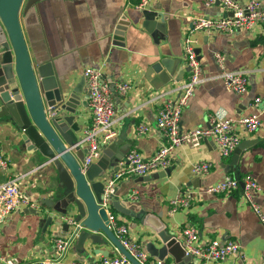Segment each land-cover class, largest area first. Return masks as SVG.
<instances>
[{"label": "crops", "instance_id": "0c3cea01", "mask_svg": "<svg viewBox=\"0 0 264 264\" xmlns=\"http://www.w3.org/2000/svg\"><path fill=\"white\" fill-rule=\"evenodd\" d=\"M141 1L43 0L28 12H24L23 5L21 23L34 63L51 62L56 75L68 80L71 87L82 82L86 67L101 70L112 88L115 126L119 132L116 139L123 138L124 144H131L130 151L137 149L145 157H151L165 140L157 124L158 112L165 102L178 97V86L189 77L183 40L194 19L225 18L232 14L220 4L207 5V0H150L145 9L161 13L156 20L165 25V28L156 27L154 36L142 25ZM238 1L246 4L249 0ZM123 16L133 24L125 38L118 41L124 46H116L113 45L114 27ZM191 36L208 80L198 86L184 108L181 129L208 127L215 115L238 119L257 110L262 125L254 133L247 132L238 123L234 125L240 143L253 141L243 151L237 165H231L233 153L223 156L215 142L207 139L200 147L186 144L178 147L170 156L171 173L167 176H162L161 170L151 174L156 175L153 179L147 175L119 180L115 199L141 214L127 215L114 208L109 212L129 228L130 237L145 247L154 264H201L197 257L180 263L171 257L161 261L162 242L154 228L163 223L179 240H183L181 231L192 226L199 231L201 243L213 239H233L240 243L244 257L231 256L209 264H244L247 260L264 264V222L244 199V187L240 185L230 193H204L206 187L227 177L242 180L251 176L261 187L256 202L264 215V24L257 23L251 29L233 33L195 31ZM217 53L226 57L227 70L246 71L249 77L247 92H230L223 80L216 78L221 73ZM162 60L171 62V81L156 88L147 73L151 65ZM151 79H158V75L151 74ZM121 82L132 85L125 96L119 95L115 88ZM82 88L84 97L88 93L86 82ZM256 97L262 99L258 109L253 105ZM85 103L79 107V135L82 137L85 127L92 122L88 99ZM141 124L149 127L143 135L138 133ZM0 144L9 159L8 168L0 170V183L25 175L19 182L21 194L36 204V207L21 205L0 224V256L14 257L20 264H43L56 257L55 240L68 235L60 228L45 229L43 219L48 211L36 214L30 210H43L39 200L49 196L48 177L40 161L26 151L10 126L0 124ZM198 162H210L211 171L195 174L192 166ZM185 191L193 193L190 205L172 213L170 202ZM65 216L61 218L64 220ZM108 251L109 256H113L116 249L89 240L81 248L76 238L64 262L95 264L109 257Z\"/></svg>", "mask_w": 264, "mask_h": 264}, {"label": "water", "instance_id": "95a60500", "mask_svg": "<svg viewBox=\"0 0 264 264\" xmlns=\"http://www.w3.org/2000/svg\"><path fill=\"white\" fill-rule=\"evenodd\" d=\"M41 1L0 0V124L15 130L26 151L40 161L50 183L49 196L39 200L43 210H30L36 214L49 212L43 219L46 230L56 227L67 234L77 233L78 247L83 248L87 240L93 244L112 246L118 248L133 264H141L109 228V209L114 208L132 216H140L141 213H134L115 199L116 187L109 206H103L106 181L125 162L131 144H124L123 138L113 140L103 148L96 162L84 166L87 148L81 142L78 119L81 117L79 107L85 106V100H89V92L82 97L85 78L71 87L68 80H61L56 75L51 62L34 63L22 27L23 5L24 12H28ZM141 13L144 17L143 27L154 36L156 27L165 28L162 21L156 20L162 16L161 13L151 9H144ZM132 24L124 16L118 21L114 27L113 45L124 46L118 41L125 38ZM170 63L158 61L148 69L147 78L154 87L159 88L171 81ZM153 73L158 75V79H151ZM252 142L246 140L235 148L231 165L239 163L243 151ZM170 173L171 168H168L163 170L162 176ZM155 176L151 175L149 179ZM239 180L244 187V182L241 178ZM62 215L74 216L80 226L64 221ZM167 228L165 223L154 228L162 242L161 261L168 257L176 263L192 259L186 254L181 240Z\"/></svg>", "mask_w": 264, "mask_h": 264}, {"label": "built area", "instance_id": "2783aa9c", "mask_svg": "<svg viewBox=\"0 0 264 264\" xmlns=\"http://www.w3.org/2000/svg\"><path fill=\"white\" fill-rule=\"evenodd\" d=\"M150 0H142L139 8L145 9ZM220 4L231 11L232 15L225 18L199 17L194 19L192 27L183 40L184 50L187 56V66L189 68L188 79L178 86L179 95L175 100L165 102L157 115V124L164 135V142L159 149L151 156L145 157L139 150L132 149L126 156L125 162L121 163L120 169L105 184L103 195V206L108 207L111 195L114 192L119 180L129 176H147L170 167L171 154L182 145L200 147L207 139H212L225 157L230 156L240 143V138L234 131V125L240 124L247 132L254 133L262 125L260 112H254L238 119L225 115H215L212 117L208 127H201L192 130L181 129V117L185 107L193 97L198 86L203 84L208 78L204 74V67L199 58L194 40L191 34L195 31H216L223 33H233L239 30L251 29L255 24H264V2L263 0H249L246 4H241L238 0H207V5ZM217 62L221 68V73L216 78L223 80L228 91L243 94L247 92L249 77L246 71H229L225 68L226 57L216 54ZM83 76L89 92V108L92 112V122L83 131L82 143L87 148L84 158V166H89L97 161L105 146L115 140L119 132L116 129V107L113 102L112 88L110 83L104 78L100 69L88 66L83 71ZM116 91L119 95L125 96L132 88L128 82L118 83ZM262 103L260 97L254 99V107L258 109ZM149 127L145 124L138 126V133L145 134ZM9 166V159L2 150L0 144V170H6ZM210 162L194 163L192 170L195 174H208L211 171ZM25 175L14 177L7 182L0 183V224L13 212L20 209L21 205L26 207H36L34 202L21 194L19 182ZM244 182L243 197L248 205L255 211L262 222L264 215L259 204L256 202V195L261 190L259 183L251 176L242 179ZM240 180L234 177H227L224 180L210 185L204 189L206 194L230 193L239 189ZM193 193L182 192L173 199L171 212L190 205ZM64 220L72 225L80 226L74 217L65 216ZM109 228L112 229L125 249L141 264H154L145 247L133 240L129 235V228L121 223L117 216L109 212ZM182 245L186 254L200 259L201 264H209L224 260L231 256H241V245L237 240H209L200 242L199 231L192 226L185 227L181 231ZM78 234L71 232L66 236L55 240L56 257L46 260L43 264H81L79 261L64 262L67 251L77 238ZM0 264H20L14 257L0 256ZM95 264H133L118 248L115 255L104 257ZM161 264V262H157ZM244 264H257L249 260Z\"/></svg>", "mask_w": 264, "mask_h": 264}]
</instances>
